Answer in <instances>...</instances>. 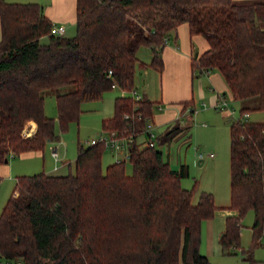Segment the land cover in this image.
<instances>
[{
  "label": "trees",
  "instance_id": "16d2710c",
  "mask_svg": "<svg viewBox=\"0 0 264 264\" xmlns=\"http://www.w3.org/2000/svg\"><path fill=\"white\" fill-rule=\"evenodd\" d=\"M182 23L209 44L192 60L197 75L217 70L233 101L256 98L252 110L264 111V0H76L71 37L50 33L39 4L0 0V166L57 141V125L66 131L78 122L82 104L100 100L113 83L133 91L141 47L160 72L164 39ZM47 90L57 121L45 114ZM194 110L192 99L183 102L188 122ZM252 110L241 107L230 123L227 209L234 214L219 240L224 252L238 249L242 219L252 211L251 263L264 222V122L246 121ZM152 115V102L121 96L113 117L102 120L104 131L133 136L130 175L124 160L103 170L106 147L97 142L78 145L73 173L16 177L0 215V264H210L199 246L202 223L217 210L214 197L202 191L195 201V187H182L187 166L172 169L155 148L146 130ZM29 121L36 129L23 137ZM179 122L157 140L171 141L186 128ZM139 135L153 145L137 146Z\"/></svg>",
  "mask_w": 264,
  "mask_h": 264
},
{
  "label": "crops",
  "instance_id": "0c3cea01",
  "mask_svg": "<svg viewBox=\"0 0 264 264\" xmlns=\"http://www.w3.org/2000/svg\"><path fill=\"white\" fill-rule=\"evenodd\" d=\"M6 1H8V3L39 4L43 9V13L53 25L64 26L65 36L71 37L73 36L71 34L75 33L76 0ZM66 32L68 33L66 34ZM208 48L209 44L205 37L200 34L191 35L188 24L182 23L176 28L174 32H171L167 36V42L165 43L160 54L163 63L162 70L160 72L149 66V63L152 59V53L150 49H148V51H141L140 48L137 52V54L141 53V56H139V58L137 56L138 64L136 65L135 69L133 91L135 92V95L140 96L141 100H148L153 103V115L151 118V133L153 135L155 131H161L163 134L170 125H173L184 118L187 112L182 113L183 102H187L192 99L195 104L193 116H195L196 119L199 117L203 120H209L208 117L211 119H217L220 117L219 111L221 110L217 108V106L222 95H224V98L227 100L226 102L233 101L223 77L217 70L213 69L197 75V72L194 71L191 66L193 58L200 56ZM194 74H196V76H194ZM121 96H132V91L127 92L118 87L113 88L112 90L105 92L100 100L88 102L87 105L90 108H93V111L85 110L82 111L81 114L84 112H93L96 113L97 116L101 118V120L110 119L114 115L115 99ZM47 116L51 117L50 115ZM96 119L98 120L97 117ZM32 125L33 133L36 129V124L32 122ZM203 125L205 126V123ZM113 131L114 130L104 131V133L108 134V138H110V132ZM183 136H185L184 131H181L179 134L173 137L171 141L169 140L163 144L170 143L172 140ZM141 138L143 141L139 143V139ZM190 139L191 135H189L187 138V143L189 144ZM135 140L137 146L140 148L144 147L149 141L145 135H139L135 138ZM49 143L59 144V139ZM58 147H56L57 155H52L54 161L48 165V171H58L66 165L67 167H70L69 163H66L64 160L65 156L67 155L66 149ZM105 147V149H107L115 159L121 158L118 157V153L124 152V155L125 152H127L126 150H129L128 147L124 146H121L120 148H112L109 146ZM39 156L40 158L44 157L42 151L26 152L17 156L19 158L18 163L14 161V163L8 161L7 163L1 165V180L3 177H6L15 181L16 177L28 174V170H31L27 167L29 164V159L33 157L39 158ZM110 164H112V162ZM227 206L228 205L221 207L217 206L214 217L209 220H205L202 223L199 251L203 244L207 249V256L218 249L223 251L219 240L225 230L226 217L234 214L233 211L227 209ZM242 227L240 230V236Z\"/></svg>",
  "mask_w": 264,
  "mask_h": 264
},
{
  "label": "rangeland",
  "instance_id": "374dc122",
  "mask_svg": "<svg viewBox=\"0 0 264 264\" xmlns=\"http://www.w3.org/2000/svg\"><path fill=\"white\" fill-rule=\"evenodd\" d=\"M15 1L26 0H14L13 2ZM67 33L68 32H66V34ZM71 35H74V33ZM142 50L148 51V48L141 47V51ZM138 54L137 56L139 58L141 53L139 55ZM71 89H73L72 85L63 87L59 90L60 92H65ZM44 97L45 113L57 121L54 94L52 91L47 90L44 92ZM226 103L225 107L219 111L220 117L217 119H211L210 117H208L209 120H203L199 117L196 119L195 116L192 115V120L189 122L187 118L179 120V123H182V125L186 127L183 130L185 136L176 138L170 143L163 144L159 142L157 138L162 135V132H154L155 148L163 153V157L165 161H168L170 167L178 170L180 164L187 166L188 175L181 179L182 187L186 189L195 187V201L202 191L212 193L215 204L220 207L229 205L230 203V123L240 117L239 110L241 107L244 106L252 110L256 107L257 100L256 98H250L240 102L228 101ZM87 104L88 102L82 105V111H93V108H90ZM232 110H234V114L231 113ZM246 121L264 122V111H250ZM32 122L33 121H29L24 126L22 130L23 137L30 136L34 133H32ZM204 123L205 126L203 125ZM55 132L58 136L59 144L47 143L42 151L44 154L43 158H40V156L39 158H30L27 167L31 170H28V174L25 175H33L42 172L50 175L66 174L70 170V172L73 173V165L77 155L78 145L80 144L84 147H88L91 145L90 142L93 140L99 142V140H102L103 138H108V134L104 133V130L102 129L101 118L93 112H84L81 114L78 122H71L66 131H62L57 125ZM189 135H191L190 144L187 143ZM142 141V138L139 139V143ZM56 147L66 149L67 155L64 160L70 163L71 167H67L66 165L58 171L53 170V172H51L48 171V165L54 161L52 157V148ZM126 151L127 152H125L124 155V152L118 153V157L121 158L115 159L107 149H104L101 159L103 170H105L107 165L111 162L113 163L124 159L125 172L127 175H130L132 173V167L128 161V150ZM18 159L19 158L17 156L13 157L11 155L9 156L8 161L18 163ZM15 183V181L6 177H3L0 182V215ZM253 222L254 214L252 211H249L241 222L243 227L239 241L240 247L238 249L231 248L226 252L218 249L207 256V249L202 244L200 252L207 256L210 264H264V222L262 235L258 242L259 244L252 249L251 257L254 262L251 263L247 260L250 256L249 249H251V227Z\"/></svg>",
  "mask_w": 264,
  "mask_h": 264
},
{
  "label": "built area",
  "instance_id": "2783aa9c",
  "mask_svg": "<svg viewBox=\"0 0 264 264\" xmlns=\"http://www.w3.org/2000/svg\"><path fill=\"white\" fill-rule=\"evenodd\" d=\"M50 33L54 34V35H63L64 34V26H62V25H53L52 24L51 29H50ZM164 41L166 43L167 42V38H165ZM110 73H111V71L108 73V75H110ZM112 87L116 88L117 85L115 83H113ZM134 93L135 92L132 91V97H134L135 100H141L140 96L135 95ZM226 104H227L226 101L221 96L220 97V102H219L217 108H219L221 110V109H223L225 107ZM231 113L234 114L233 111H231ZM125 117H128V115H126ZM151 129H152V123L149 121L147 123V125H146V130L150 131ZM110 133H111L110 138H106V139L103 138L102 140H99V142L103 143L105 146H109V147H112V148H120L121 146L129 148L131 146V144L134 142V138H133L132 135L120 137L115 131L110 132ZM151 136H152V134H150V138H151ZM95 143H97V141L93 140V141L90 142V144H95ZM149 144L152 146L153 142L149 141ZM52 155L53 156L57 155L56 148H53Z\"/></svg>",
  "mask_w": 264,
  "mask_h": 264
},
{
  "label": "water",
  "instance_id": "95a60500",
  "mask_svg": "<svg viewBox=\"0 0 264 264\" xmlns=\"http://www.w3.org/2000/svg\"><path fill=\"white\" fill-rule=\"evenodd\" d=\"M7 161H8V160H7V159H5V163H7Z\"/></svg>",
  "mask_w": 264,
  "mask_h": 264
}]
</instances>
